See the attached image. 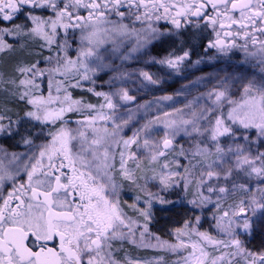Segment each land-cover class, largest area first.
I'll return each instance as SVG.
<instances>
[{
    "label": "snow or ice",
    "instance_id": "obj_1",
    "mask_svg": "<svg viewBox=\"0 0 264 264\" xmlns=\"http://www.w3.org/2000/svg\"><path fill=\"white\" fill-rule=\"evenodd\" d=\"M257 232L264 0H0V264H264Z\"/></svg>",
    "mask_w": 264,
    "mask_h": 264
},
{
    "label": "rangeland",
    "instance_id": "obj_2",
    "mask_svg": "<svg viewBox=\"0 0 264 264\" xmlns=\"http://www.w3.org/2000/svg\"><path fill=\"white\" fill-rule=\"evenodd\" d=\"M241 57L240 53H236L233 56V62L237 60V58ZM195 61V60H194ZM224 65V62L221 61H209L207 56H204L203 62L196 66V67H188L185 68L184 72L179 76H174L172 78L167 79L161 86L160 90L155 91V94H140L137 97V100L139 103H145L147 101H154L155 97H158L160 95H174V101H166L161 104L160 109H157L153 107L152 113L154 114L157 111L164 110L167 108V110H171V108H168L167 106L175 102L176 107H182V103L180 101H183L185 99L184 95L176 96L175 93H177L178 90L184 89L185 85H190L192 81H195L198 77H210L214 75L215 68L216 67H222ZM199 69V70H197ZM206 85L202 83L201 85H198L197 87L202 91L204 90V87ZM207 87H210V85H207ZM185 92H187V89H184ZM198 91L193 88L191 91V95L195 96L198 95ZM191 98V97H188ZM143 113L141 112L140 115ZM131 134L130 132L128 133ZM183 142V141H181ZM178 191V190H177ZM173 193L168 194L167 198L172 199L175 195ZM188 206V205H187ZM205 228L208 227L207 224L204 225ZM164 238V237H162ZM164 239H167L166 237ZM264 239V233L257 232L255 237L250 241L249 247L250 248H259L261 245V240Z\"/></svg>",
    "mask_w": 264,
    "mask_h": 264
},
{
    "label": "trees",
    "instance_id": "obj_3",
    "mask_svg": "<svg viewBox=\"0 0 264 264\" xmlns=\"http://www.w3.org/2000/svg\"><path fill=\"white\" fill-rule=\"evenodd\" d=\"M172 200H177L178 197L174 193ZM187 204H174L167 206L156 205L155 220L152 224V230L161 237H167L169 229L178 221H182L186 216H190L191 213L187 211Z\"/></svg>",
    "mask_w": 264,
    "mask_h": 264
},
{
    "label": "flooded vegetation",
    "instance_id": "obj_4",
    "mask_svg": "<svg viewBox=\"0 0 264 264\" xmlns=\"http://www.w3.org/2000/svg\"><path fill=\"white\" fill-rule=\"evenodd\" d=\"M197 59H200V56L194 54V55L192 56V60L194 61V60H197Z\"/></svg>",
    "mask_w": 264,
    "mask_h": 264
}]
</instances>
